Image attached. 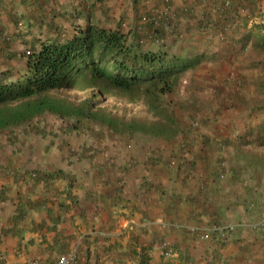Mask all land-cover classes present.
<instances>
[{"label":"crops","instance_id":"crops-1","mask_svg":"<svg viewBox=\"0 0 264 264\" xmlns=\"http://www.w3.org/2000/svg\"><path fill=\"white\" fill-rule=\"evenodd\" d=\"M181 7L190 12L177 18ZM95 11L106 19L99 25L118 26L129 38L130 26L153 16L161 42L186 46L193 38L182 30L200 19L196 0H0V39L8 40L2 50L17 56L35 37L62 38L75 16L85 21ZM166 23H178L179 35ZM240 34L237 26L228 36ZM209 35L196 36L202 43ZM227 42L209 50L242 52ZM143 47L175 51L149 40ZM263 64L253 58L245 66ZM252 85L256 105L227 108L225 99V106L212 107L217 128H224L216 135L231 134L233 164H182V153L176 154L181 142L177 148L168 141L179 136H117L88 120L70 129L69 120L53 114L0 131V264L51 261L68 252L75 255L72 264H264V160L241 155L248 147L264 153V78ZM31 170L58 177L35 178ZM218 222L240 227L222 243L188 230ZM162 241L173 257L163 256Z\"/></svg>","mask_w":264,"mask_h":264},{"label":"trees","instance_id":"trees-1","mask_svg":"<svg viewBox=\"0 0 264 264\" xmlns=\"http://www.w3.org/2000/svg\"><path fill=\"white\" fill-rule=\"evenodd\" d=\"M196 1L200 19L182 30L190 32L192 46L200 44L197 34L202 37L210 32V40L220 30L229 33L240 26V38L229 35L226 41L237 43L241 51L245 47L264 51V0H228L226 4L224 0ZM189 12L181 7L174 16L185 17ZM74 18L68 28H63L67 33L64 37H35L17 56L3 51L8 40L0 39V59H23L22 70L15 75L9 66L0 70V131L28 126L38 116L53 114L69 120L66 126L70 129L81 128L88 120L117 136L169 139L183 135L173 104H164L163 96L185 71L211 58L214 51L207 46L197 54L144 48L148 40L164 44L160 40L164 34L155 27V17L149 15L142 21L148 26L146 33L140 34L144 25L135 23L129 27L130 38L118 26L111 28L93 20L83 23L77 20L80 17ZM158 21L165 23L163 19ZM174 23L165 27L178 36L180 28ZM144 38L147 41L143 42ZM73 90L82 92L81 96H71L69 91ZM133 104L140 109L134 110ZM32 172L35 178L58 177L55 171Z\"/></svg>","mask_w":264,"mask_h":264},{"label":"rangeland","instance_id":"rangeland-1","mask_svg":"<svg viewBox=\"0 0 264 264\" xmlns=\"http://www.w3.org/2000/svg\"><path fill=\"white\" fill-rule=\"evenodd\" d=\"M93 14L92 19L88 16L87 20L80 19V21L84 23L91 19L99 24H106L103 13L95 11ZM227 37H229L228 31L224 39L217 38L214 33L210 40H204L195 47L191 45L192 43L186 46L179 42L162 45L171 47L176 52L187 50L197 54L196 49H205L206 46L212 47V49L216 46L223 48V45L228 44ZM250 51L243 50L238 54H223L222 51H218L216 56L211 51L213 55L211 58L204 59L192 69L185 71L176 86L163 96L164 104L166 102L173 104L172 109L184 131V134L179 135L175 140H168L171 144L173 142L177 144V148L181 142L182 147L177 149L176 154L182 153L181 158L184 161L182 164H221L222 162L229 164L230 161L233 164L232 155H230L233 149L229 145L231 134L224 132V134L216 135V131H222L224 128H217V117H213L215 114L212 107L213 104L225 106V99L228 103L227 108L228 106L233 107V104L241 109L249 108L252 104V106L256 105L254 104L256 99L253 101L254 98L250 93L256 87L254 85L253 88L252 84L258 79L264 78V66L260 69L250 70L245 64L253 58L257 59L259 63H264V52L252 53L253 51ZM0 65H3L4 68L9 66L15 75L18 70H22L23 59L22 57L10 61L0 59ZM69 94L71 96L77 94L79 97L82 92L73 90L69 91ZM109 100L111 99L109 98ZM257 106H260L259 103ZM138 108L136 104H133L134 110H139L140 108ZM251 150L249 147L246 150L242 149L241 155L248 156L250 161L252 160L251 155L253 158L258 155L255 159L258 162L264 160V153H250ZM175 160L177 161V158ZM176 161L171 164H181V161L178 163Z\"/></svg>","mask_w":264,"mask_h":264},{"label":"built area","instance_id":"built-area-1","mask_svg":"<svg viewBox=\"0 0 264 264\" xmlns=\"http://www.w3.org/2000/svg\"><path fill=\"white\" fill-rule=\"evenodd\" d=\"M225 4L228 3V0H224ZM146 18L143 17L142 20ZM123 25V24H122ZM217 38L224 39L226 37V30H220L216 32ZM28 52V51H26ZM173 163V162H172ZM34 174V173H32ZM240 227L239 222H218L212 223L207 227L198 226V225H190L188 226V230L194 234H198V236L202 239H211L218 243L225 242L232 238L233 233ZM160 247L162 249V254L166 258H171L174 256V251L169 246L166 241H162L160 243ZM74 253H60L56 256L54 260H41V259H30L25 262V264H72L74 260ZM211 257V256H210Z\"/></svg>","mask_w":264,"mask_h":264},{"label":"clouds","instance_id":"clouds-1","mask_svg":"<svg viewBox=\"0 0 264 264\" xmlns=\"http://www.w3.org/2000/svg\"><path fill=\"white\" fill-rule=\"evenodd\" d=\"M215 34H216V33H215ZM226 36H227V30H226ZM88 150H95V149H94L93 147H89V146H88ZM169 163H170V161H169ZM32 173H34V172H32ZM32 173H31V175H33V176H34V175H35V173H34V174H32Z\"/></svg>","mask_w":264,"mask_h":264}]
</instances>
